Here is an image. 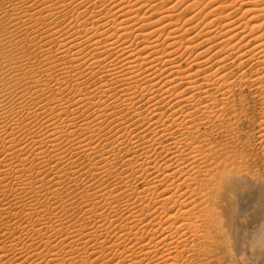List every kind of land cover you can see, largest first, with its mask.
<instances>
[{
    "label": "bare ground",
    "instance_id": "1",
    "mask_svg": "<svg viewBox=\"0 0 264 264\" xmlns=\"http://www.w3.org/2000/svg\"><path fill=\"white\" fill-rule=\"evenodd\" d=\"M249 97L264 0H0V264H264Z\"/></svg>",
    "mask_w": 264,
    "mask_h": 264
},
{
    "label": "rangeland",
    "instance_id": "2",
    "mask_svg": "<svg viewBox=\"0 0 264 264\" xmlns=\"http://www.w3.org/2000/svg\"><path fill=\"white\" fill-rule=\"evenodd\" d=\"M253 101L254 100L251 99V97H249V99H248V101L246 103L245 109L247 108V111H246V117L247 118L245 117L243 120L241 119L240 121L237 122L238 124H236V122H234V123L232 122L231 123L232 124L231 126L235 127V128L233 127L235 130L232 129L233 132L230 129L231 126L230 127L229 126L226 127L225 131H224V129L223 130L221 129L222 131H220V132H222V133H219V131H215L216 133L213 132L215 136L212 133V139L210 138L211 135L209 136V138L212 140V141L210 140L211 142L210 141L209 142L212 143L211 145H213V149L215 150V152H216V149H218V148H219V150L222 149L221 152L222 151L225 152L226 150H228L227 153L225 152L226 154H224V153L221 154L220 153L221 156L218 155L219 154L218 153L219 150H217L216 154H214L215 158H216V156L218 157V159L216 158V162H218L216 164L219 165L221 161H223V162L225 161L224 162L225 166L222 165L223 162H221V164H220L222 166V168L223 167H227V169L230 170V171H235V170H237L236 168H239L240 172L245 170L244 172H242V174H246L248 176L254 175V173L257 172L258 175H260V176H262L264 178V163H263V160L261 158H259V156H258V153H259V150H260V144L258 143L259 141H258V139H256L257 137L255 135L256 129H257V125H258L257 122H258V119L260 117V111H259L260 107H259V104H257L258 102H256V101L253 102ZM238 109H239V107H238ZM236 129H237V131H236ZM228 131H231L230 134H228L229 133ZM217 133H218V135H217ZM253 136H254V138H253ZM223 137H225V138H223ZM227 137H229V139H232V138L233 139L229 140ZM220 139H222V140L224 139V141L226 140V141L229 142L228 143V142L225 141L226 144L228 143L227 145L225 144L227 147L224 148V142L222 140L220 141ZM213 141L215 142V144H213L214 143ZM228 146H229V148H228ZM233 150H235V151H233ZM231 151H232V153H231ZM225 155L226 156L230 155L228 157V158H230V160H228V158H226ZM224 156H225V158H224ZM219 157H220V159L223 157L222 160H220ZM223 159H225V160H223ZM227 161H229V162H227ZM230 162H232L231 163V167H232L233 170L230 169V166H229ZM233 162H234V165H233ZM235 163H236L237 166L241 165L240 166L241 168L235 166ZM221 166H217L216 165V167H218L220 170H222ZM242 166H243L244 169H242ZM249 196H254V195H253V193H249ZM253 207L254 206L251 204V206L249 208L253 209ZM215 259H216V257H215ZM252 261L253 260H251V262Z\"/></svg>",
    "mask_w": 264,
    "mask_h": 264
}]
</instances>
